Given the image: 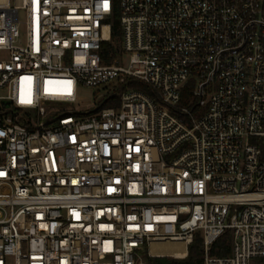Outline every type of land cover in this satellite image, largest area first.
<instances>
[{"label": "built area", "instance_id": "1", "mask_svg": "<svg viewBox=\"0 0 264 264\" xmlns=\"http://www.w3.org/2000/svg\"><path fill=\"white\" fill-rule=\"evenodd\" d=\"M198 232L204 264H264V0H0V264H147Z\"/></svg>", "mask_w": 264, "mask_h": 264}, {"label": "trees", "instance_id": "2", "mask_svg": "<svg viewBox=\"0 0 264 264\" xmlns=\"http://www.w3.org/2000/svg\"><path fill=\"white\" fill-rule=\"evenodd\" d=\"M119 20L118 15H115L113 22V36L114 38L118 37L119 31ZM137 87L145 89L144 86L137 84ZM194 81L190 80L183 87L181 92L180 105L189 106L188 108L193 114L199 112L198 99L194 96ZM106 97L102 98L99 102L100 108L108 107L111 105L117 106L118 101L115 98H109L107 101H104ZM194 113V111H196ZM229 234L226 233L221 236L212 246V253L215 255H227L230 252V246L228 243ZM145 260L147 264H204L203 262V238L198 232L195 234L194 239L191 244L188 246V253L184 258L177 259L174 257H154L145 253Z\"/></svg>", "mask_w": 264, "mask_h": 264}, {"label": "rangeland", "instance_id": "3", "mask_svg": "<svg viewBox=\"0 0 264 264\" xmlns=\"http://www.w3.org/2000/svg\"><path fill=\"white\" fill-rule=\"evenodd\" d=\"M22 16L23 14L21 13V17ZM114 86H115L114 83L109 86L106 85V86H101V87L81 86L77 92L75 102L63 104V107L67 111H71V112H80V113L90 112L91 110H93L95 107L99 105V102L101 101L102 98H104L106 95L112 94ZM111 106L113 107L114 105H111ZM186 107H189V106H186ZM196 112L197 110L194 111V113ZM177 259H181V258H177Z\"/></svg>", "mask_w": 264, "mask_h": 264}, {"label": "bare ground", "instance_id": "4", "mask_svg": "<svg viewBox=\"0 0 264 264\" xmlns=\"http://www.w3.org/2000/svg\"><path fill=\"white\" fill-rule=\"evenodd\" d=\"M164 248V251H157L158 248ZM177 250V251H175ZM166 253V254H173L176 256H184L186 254V250L184 248V245L180 242H175V243H165V244H155L152 247L151 254H156V253Z\"/></svg>", "mask_w": 264, "mask_h": 264}, {"label": "water", "instance_id": "5", "mask_svg": "<svg viewBox=\"0 0 264 264\" xmlns=\"http://www.w3.org/2000/svg\"><path fill=\"white\" fill-rule=\"evenodd\" d=\"M114 96V94L113 95H111V96H109V97H107V98H105V100L104 101H107L109 98H112ZM99 108V106H97V107H95L93 110H91V112H93V111H95V110H97ZM52 121V120H51ZM51 121H49V122H47V123H50Z\"/></svg>", "mask_w": 264, "mask_h": 264}, {"label": "snow or ice", "instance_id": "6", "mask_svg": "<svg viewBox=\"0 0 264 264\" xmlns=\"http://www.w3.org/2000/svg\"><path fill=\"white\" fill-rule=\"evenodd\" d=\"M105 7H107V5L105 4Z\"/></svg>", "mask_w": 264, "mask_h": 264}]
</instances>
